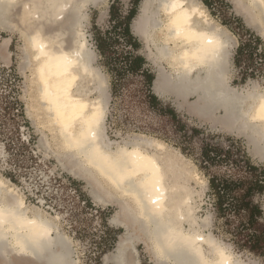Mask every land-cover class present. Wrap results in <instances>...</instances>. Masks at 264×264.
Returning <instances> with one entry per match:
<instances>
[{"label": "bare ground", "instance_id": "6f19581e", "mask_svg": "<svg viewBox=\"0 0 264 264\" xmlns=\"http://www.w3.org/2000/svg\"><path fill=\"white\" fill-rule=\"evenodd\" d=\"M105 1L0 0V30H19L25 42L29 115L49 132L40 146L88 185L97 204L119 205L111 224L126 231L139 224L144 238L122 237L105 264H140L135 252L140 241L158 264H238L222 242L199 230L208 219H200L201 225L195 215L193 172L181 154L146 137L124 144L108 137V84L95 66L97 53L83 23L89 19L83 11ZM143 1L132 28L144 35L157 66L153 90L159 97H175L178 109L196 97L189 105L194 113L244 136L264 163V90L230 85L236 38L228 27L214 22L199 0ZM246 1L257 12L253 20L264 38V0ZM0 58L9 61L8 42L0 45ZM195 180L206 185L199 174ZM9 183L0 176V264H79L59 220L28 206Z\"/></svg>", "mask_w": 264, "mask_h": 264}, {"label": "rangeland", "instance_id": "374dc122", "mask_svg": "<svg viewBox=\"0 0 264 264\" xmlns=\"http://www.w3.org/2000/svg\"><path fill=\"white\" fill-rule=\"evenodd\" d=\"M199 1L214 22L223 25V21H228L235 30L230 31L225 26L236 38L235 44H238L231 48L233 57L230 56V85L244 90L255 84L254 86L264 90V38L258 21L253 20L257 18V12L249 8L246 0ZM113 3L118 9L116 20L124 19L136 8L134 21L140 16L144 1L136 5L135 0H107L99 6L90 5L83 11L89 18L83 20L85 32L90 46L97 53L95 66L108 84V137L120 144L134 143L140 141L141 137H146L165 143L172 151L181 154L180 160H184L187 168L193 172L194 179L190 181V185L195 189V215L200 217L198 221L201 225V220L208 219V226L199 230L222 242L227 247V252L238 260V264H264V240L262 244L257 243L260 233L264 232V189L260 191L258 187H254L250 198L261 210L253 227L248 224L246 213L239 212L234 202L237 195L243 194L254 179L263 181L264 186V163L253 155L252 147L244 136L230 132L220 123L208 121L194 113L189 107L196 101L194 96L188 98L187 103L182 101L183 109L177 108V99L170 95L160 97L161 104L151 105L142 92L141 75L125 72L115 92L112 91L108 59L100 55L96 37L106 36L108 32H112L108 36L110 38L120 37L119 31L117 36L113 34L116 21L110 15ZM247 9L253 11L254 18H249ZM234 17L240 18L242 22H237ZM132 24L131 31L139 41V48L133 50L121 40L113 46L108 57L119 59L124 64L125 53L134 51L147 58L156 75L157 66L150 57L145 37L143 34H135ZM254 24L255 27L258 24L256 29ZM4 42H8L10 59L6 62L0 58V176L18 189L28 206L40 208L59 220L62 231L72 239L74 261L79 264H105L106 256L115 253L122 237L126 238L128 235L134 239L144 238V234L140 231L139 224L132 227L131 231L111 224V219L120 210L119 205L97 204L90 196L88 185L67 172L53 152L40 146L43 134L49 135V132L42 126L37 127L29 115L32 103L29 88L31 72L27 67L23 36L19 30H0V45ZM168 108L176 111L178 117L175 120L167 112ZM138 137L140 138L137 140ZM206 144L219 149L220 156L226 155L227 158L218 159L213 154V160L205 163L202 153ZM247 162L258 167V171H252ZM196 174H199L206 185L202 186L200 181L195 180ZM213 178L218 181L223 178L241 179V183L234 187L225 201L227 208L222 213L219 212L217 192L210 187V180ZM233 195H236L235 200ZM184 227L189 229L186 223ZM136 248L140 264H158L144 241L136 243Z\"/></svg>", "mask_w": 264, "mask_h": 264}, {"label": "trees", "instance_id": "16d2710c", "mask_svg": "<svg viewBox=\"0 0 264 264\" xmlns=\"http://www.w3.org/2000/svg\"><path fill=\"white\" fill-rule=\"evenodd\" d=\"M142 0H135V4L137 5ZM208 5V2H206ZM117 6L113 3L110 7V15L112 20H116L117 15ZM136 15V8L132 9L124 19H117L114 24V32L115 36L118 35V31L120 32V37H108L111 36L112 32H108L105 36L98 35L96 37L97 49L102 57L108 59L107 65L110 66L109 71L112 76V91L115 92L117 84L121 83L124 75L123 73L127 74H140L142 77V92L144 93L145 99L154 106L161 104L160 98L155 94L153 91L154 82L156 79V75L152 72L150 68V63L146 57L140 54H136L134 51L126 52L125 57L123 60L125 61L124 64L119 62V59H113L108 57L110 54V50H112L113 46L120 42L121 40L125 42L126 45H129L133 50L139 48L140 44L138 39L134 36L133 32L131 31V24ZM237 22L241 23L242 20L238 17H234ZM223 25L228 27L230 31L235 32L234 28L228 23V21H223ZM110 60V62H109ZM114 60V61H113ZM115 62V63H112ZM167 112L172 116L175 120L178 115L173 108H168ZM196 132V129H194ZM215 151V152H213ZM221 151L219 149L213 148L211 145L206 144L203 148L202 157L205 160V163H210L213 160L211 157L213 154L215 158L218 159H225L227 158L226 155L220 156ZM248 167L252 170L257 172L258 167H254L251 165L250 162H247ZM264 174V171H262ZM254 179V178H253ZM241 183V179H227L223 178L220 181L213 178L210 180V187L217 192L218 197V206L219 212L222 213L225 208V201L228 199L229 195L234 191V187H237ZM263 181L254 179L249 183V186L244 191L243 194L237 195L236 200L235 196L233 195V199L235 200V206L239 212H245L248 218V224L250 226H255L257 222V216L261 215V210L257 205H254L253 201L250 199L251 195L253 194L254 187H258L260 191L264 189L262 185ZM240 214V213H239ZM259 240L257 241L258 244H262L264 240V232L260 233Z\"/></svg>", "mask_w": 264, "mask_h": 264}, {"label": "crops", "instance_id": "0c3cea01", "mask_svg": "<svg viewBox=\"0 0 264 264\" xmlns=\"http://www.w3.org/2000/svg\"><path fill=\"white\" fill-rule=\"evenodd\" d=\"M154 92H155V87H154ZM155 94L157 95V93L155 92ZM158 96V95H157ZM159 97V96H158ZM160 98V97H159Z\"/></svg>", "mask_w": 264, "mask_h": 264}]
</instances>
